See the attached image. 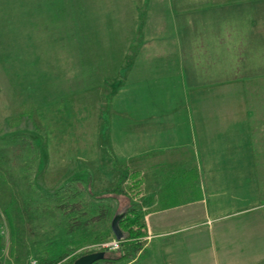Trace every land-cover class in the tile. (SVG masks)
Returning a JSON list of instances; mask_svg holds the SVG:
<instances>
[{"label":"crops","instance_id":"obj_1","mask_svg":"<svg viewBox=\"0 0 264 264\" xmlns=\"http://www.w3.org/2000/svg\"><path fill=\"white\" fill-rule=\"evenodd\" d=\"M142 7V45L111 101L108 130L116 159L138 161L127 167L140 173L134 201L147 236L133 261L264 264V201L249 185L251 130H264V0ZM18 10L29 15L31 5Z\"/></svg>","mask_w":264,"mask_h":264},{"label":"rangeland","instance_id":"obj_2","mask_svg":"<svg viewBox=\"0 0 264 264\" xmlns=\"http://www.w3.org/2000/svg\"><path fill=\"white\" fill-rule=\"evenodd\" d=\"M17 1L0 6V264L117 256L100 245L121 233L138 161L111 150V101L142 45L145 0H25L29 15ZM251 132L249 185L264 201V130Z\"/></svg>","mask_w":264,"mask_h":264},{"label":"trees","instance_id":"obj_3","mask_svg":"<svg viewBox=\"0 0 264 264\" xmlns=\"http://www.w3.org/2000/svg\"><path fill=\"white\" fill-rule=\"evenodd\" d=\"M129 169L131 170L129 173L131 186L128 189V198L130 202L117 221L118 228L121 232V244L119 250L117 251V256L105 255L102 259L94 262L93 264H97L99 262H121L127 260L130 257H134L136 253L142 248V238L147 236L145 212L143 209L138 207L136 202L133 201L140 192V173L138 170H134L132 166L129 167ZM120 192L121 190L119 185H116L106 197H113L114 194ZM83 254L74 255L70 260L60 262L59 264H72ZM56 262H58V260L51 261L48 259H42L38 264H55Z\"/></svg>","mask_w":264,"mask_h":264},{"label":"water","instance_id":"obj_4","mask_svg":"<svg viewBox=\"0 0 264 264\" xmlns=\"http://www.w3.org/2000/svg\"><path fill=\"white\" fill-rule=\"evenodd\" d=\"M120 237L121 233H119L116 238ZM104 256L103 251L89 252L78 257L72 264H93L94 262L102 259Z\"/></svg>","mask_w":264,"mask_h":264},{"label":"built area","instance_id":"obj_5","mask_svg":"<svg viewBox=\"0 0 264 264\" xmlns=\"http://www.w3.org/2000/svg\"><path fill=\"white\" fill-rule=\"evenodd\" d=\"M121 244V237L120 238H114L108 242H104L100 245L101 248L107 249L110 251H118Z\"/></svg>","mask_w":264,"mask_h":264}]
</instances>
